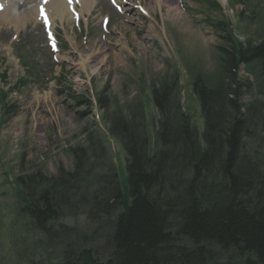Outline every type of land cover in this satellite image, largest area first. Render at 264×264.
<instances>
[{"label":"rangeland","instance_id":"1","mask_svg":"<svg viewBox=\"0 0 264 264\" xmlns=\"http://www.w3.org/2000/svg\"><path fill=\"white\" fill-rule=\"evenodd\" d=\"M117 1L95 0L87 13L82 0H72L69 12L49 13V27L41 19H27L19 5L12 13H0V73L8 77L6 83L0 78V264H63L82 235L98 256L108 257L105 233L111 223L91 219V203L66 196L58 221L42 232L20 211L15 178L38 170L48 176L60 169L74 173L78 162L73 150L101 149L107 136L123 182L120 117L144 124L154 146L156 88L177 97L203 141L202 107L192 87L197 77L213 84L221 56L224 59L221 48L228 46L216 23L228 21L237 38L254 45L264 37V0H216L221 11L197 0ZM24 60L34 65L35 74L26 72ZM239 73L245 82L254 81L255 74L244 65ZM20 78H26V84L16 88ZM262 89L248 91L245 84L242 101L258 110L251 114L260 130L254 142L264 150ZM3 90L7 95L2 100ZM83 96L91 103L81 102ZM92 162L101 163L103 174H112L107 154ZM83 165L87 171L92 168L87 159ZM95 185L94 179L90 188ZM75 189L83 192L81 183Z\"/></svg>","mask_w":264,"mask_h":264},{"label":"trees","instance_id":"2","mask_svg":"<svg viewBox=\"0 0 264 264\" xmlns=\"http://www.w3.org/2000/svg\"><path fill=\"white\" fill-rule=\"evenodd\" d=\"M199 1L221 10L216 0ZM215 26L228 46L221 48L224 59L213 84L197 77L192 87L202 107L203 141L177 97L156 88L154 146L144 124L120 117L123 182L107 136L101 149L73 150L78 162L74 173L60 169L48 176L38 170L15 178L20 211L42 232L58 221L66 196L91 203L89 217L111 223L105 233L108 257L98 256L82 235L63 264H264V150L254 142L260 130L251 114L258 110L242 101L245 84L248 91L264 88V37L254 45L237 38L228 21ZM23 64L35 74L34 65ZM242 65L255 74L254 81L241 78ZM0 78L6 83L7 72ZM26 80L20 78L15 87ZM6 95L3 90L2 100ZM81 102L91 103L85 96ZM3 112H8L6 104ZM104 154L112 174H103L101 163L92 162ZM85 159L92 165L88 171ZM79 183L80 194L75 189Z\"/></svg>","mask_w":264,"mask_h":264},{"label":"bare ground","instance_id":"3","mask_svg":"<svg viewBox=\"0 0 264 264\" xmlns=\"http://www.w3.org/2000/svg\"><path fill=\"white\" fill-rule=\"evenodd\" d=\"M37 1L38 0H26V3L29 2V4H22V3L18 4L14 0L13 1L12 0H0V13H12L11 8L15 5H19L23 9L22 13H25V14L28 13L29 16H26L27 19H30L29 17H31L35 22L36 21L38 22L39 18H41L40 16L41 11L39 10L40 7L44 10L42 18H44V16L47 14H48L47 16H49V13L51 15H59V14L69 12L70 4L67 3V0H50L48 2L46 0L45 3H43V1L37 3ZM81 4L85 5L84 11H87V13H89L91 12V10L93 9L95 5V0H82ZM45 5L48 11L47 14H46ZM9 7L10 9L3 11L4 8H9ZM49 20L52 21V17L49 16Z\"/></svg>","mask_w":264,"mask_h":264},{"label":"snow or ice","instance_id":"4","mask_svg":"<svg viewBox=\"0 0 264 264\" xmlns=\"http://www.w3.org/2000/svg\"><path fill=\"white\" fill-rule=\"evenodd\" d=\"M113 2L115 3V0H113ZM45 20H46V17H45Z\"/></svg>","mask_w":264,"mask_h":264}]
</instances>
